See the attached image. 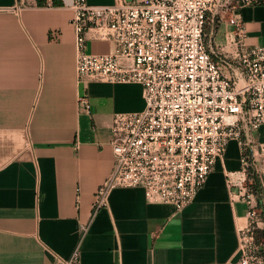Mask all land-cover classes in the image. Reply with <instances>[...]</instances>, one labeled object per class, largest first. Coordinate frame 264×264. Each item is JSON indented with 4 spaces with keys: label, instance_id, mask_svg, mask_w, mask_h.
<instances>
[{
    "label": "crops",
    "instance_id": "0c3cea01",
    "mask_svg": "<svg viewBox=\"0 0 264 264\" xmlns=\"http://www.w3.org/2000/svg\"><path fill=\"white\" fill-rule=\"evenodd\" d=\"M71 5L0 0V264H57L78 243L80 264H233L236 226L247 222L246 204L232 199L236 189L225 180L241 168L236 140L180 210L147 202L140 187L113 188L107 205L94 210L113 166V116L141 110L143 90L78 80ZM237 20L247 45L264 46V0H250L208 15L212 52L235 51ZM86 49L110 53L114 44L89 33ZM84 93L90 113L78 103ZM254 138L264 155V124Z\"/></svg>",
    "mask_w": 264,
    "mask_h": 264
},
{
    "label": "built area",
    "instance_id": "2783aa9c",
    "mask_svg": "<svg viewBox=\"0 0 264 264\" xmlns=\"http://www.w3.org/2000/svg\"><path fill=\"white\" fill-rule=\"evenodd\" d=\"M71 7L78 80L136 83L143 90L141 110L113 116V166L97 188L94 210L107 205L116 187H140L147 202L180 210L236 140L241 168L225 172V180L236 189L232 199L246 204L247 222L236 226L233 264H264V243L257 237L264 221L253 184L257 178L263 195L264 155L254 148V135L264 124V46L247 45L237 20L235 51L209 49L208 15H220L229 0H72ZM89 33L112 41L114 50L88 52ZM78 103L90 113L87 93ZM57 264H80L79 243Z\"/></svg>",
    "mask_w": 264,
    "mask_h": 264
},
{
    "label": "trees",
    "instance_id": "16d2710c",
    "mask_svg": "<svg viewBox=\"0 0 264 264\" xmlns=\"http://www.w3.org/2000/svg\"><path fill=\"white\" fill-rule=\"evenodd\" d=\"M253 184H254V188H255L256 193H257V201H258V206L260 209L259 214L264 221V207H263L262 198H261L262 194H261V190H260V184H259V181L257 178H254ZM257 237L259 239H262L263 243H264V225L262 228L257 230Z\"/></svg>",
    "mask_w": 264,
    "mask_h": 264
},
{
    "label": "rangeland",
    "instance_id": "374dc122",
    "mask_svg": "<svg viewBox=\"0 0 264 264\" xmlns=\"http://www.w3.org/2000/svg\"><path fill=\"white\" fill-rule=\"evenodd\" d=\"M230 4H236V0H229Z\"/></svg>",
    "mask_w": 264,
    "mask_h": 264
}]
</instances>
